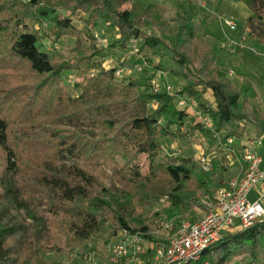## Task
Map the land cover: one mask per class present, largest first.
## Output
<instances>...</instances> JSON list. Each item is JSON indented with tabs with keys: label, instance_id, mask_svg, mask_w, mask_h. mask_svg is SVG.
I'll return each instance as SVG.
<instances>
[{
	"label": "trees",
	"instance_id": "obj_1",
	"mask_svg": "<svg viewBox=\"0 0 264 264\" xmlns=\"http://www.w3.org/2000/svg\"><path fill=\"white\" fill-rule=\"evenodd\" d=\"M240 1L252 11L245 20L248 35L264 48V0ZM59 10L71 14L62 16ZM77 12L85 14L81 28L72 17ZM167 12L166 6L137 0H0V83L7 84L0 97V148L10 183L6 195L13 192L8 198L11 204L31 210L35 217L31 206L41 204L53 218L63 214L58 223L66 228L61 240L67 237L68 248L98 234L107 216L116 222L109 225L111 235L127 228L155 242L161 219L183 216L196 205L205 208L199 194H213L231 166L225 156H218L212 160V172H206L196 152L181 148L180 154H164L162 145L168 138L186 139L195 146L196 132L202 136L199 142L217 148L210 131L178 104L181 96L194 98L216 131L242 139L251 124L264 136V111L247 108L257 97L253 82L242 76L241 84L235 85L229 69L218 64L219 51L206 29L199 32L178 12L182 18L174 33L166 26ZM102 23L118 30L111 49L125 51L132 37H142L137 57L142 55L149 66L124 78L116 75V65L103 68L98 56L104 52L92 33ZM147 27L157 32L143 34ZM64 36L76 38L77 54L72 58L60 51L58 40ZM54 43L58 47L49 50ZM145 48L160 59L170 53L174 64L154 65L143 55ZM25 71L38 81L31 84ZM68 71L76 78L75 95L65 92L63 78ZM159 72L179 79L175 94L155 91L153 80ZM140 155L149 160L147 173L142 171ZM19 177L27 186L38 180L45 188L20 186ZM6 195L0 193V201ZM163 197L161 212L167 217L159 211L150 217L146 204ZM2 218L0 209V264H45L40 258L29 260L24 252L30 248L9 244L17 228L3 224ZM51 248L65 249L58 242ZM238 257V264H264V219L226 231L192 264H223Z\"/></svg>",
	"mask_w": 264,
	"mask_h": 264
},
{
	"label": "rangeland",
	"instance_id": "obj_2",
	"mask_svg": "<svg viewBox=\"0 0 264 264\" xmlns=\"http://www.w3.org/2000/svg\"><path fill=\"white\" fill-rule=\"evenodd\" d=\"M175 1V5L181 11V14L186 15L189 20L196 26L199 32H202L206 27L209 29L212 38L210 40V37H208V39L211 41L212 45L219 51L218 64L226 69H229V71L232 72L231 75L229 73V76L231 77L234 84L239 86L242 82V76L250 79L253 82L257 91V97L251 99L247 103V108L257 106L264 111V48L254 44V40L248 35V32H245V14H241L240 12L234 14L228 7L231 3L229 0H216L215 2L210 1V4L208 5V8H211L210 13H207L205 8L201 9L202 7H200L199 3H196L194 0ZM59 12L62 16L71 14L69 10H59ZM177 13L178 12H167L166 14V26L172 29L174 33L178 31L180 19L182 18L181 14ZM84 15L85 14L83 12H77L72 16L74 24L78 28H81L83 25L82 16ZM200 15H202L204 19H202ZM231 15H233L234 17ZM219 17H221L222 19L229 17L234 18L237 22L236 30L229 31L225 27L227 29V34H225L226 31L224 32L221 28L222 26H220L221 21ZM104 26L100 25L99 27L94 29V32H92L95 37L96 44L101 47L104 52H102L103 54H100L98 56V60L100 58V60L103 62L101 64L103 68H110V64L130 68L134 63H137L139 60H141L140 57L126 58L124 54L125 51H117V49H111L110 45L111 43L115 42L116 33H118V31L115 30L116 28H112L108 31L107 25L104 24ZM102 27H104V30L102 29ZM142 32L145 35H153L155 32H157V29L147 27L144 28ZM233 32L235 33L234 36L231 34ZM96 33L99 34V37L96 36ZM142 41L143 39L141 40V42ZM58 42L61 48L60 51L63 55L67 56L68 58L76 56V38L74 36H64L63 38L58 40ZM89 44L90 43L87 41L86 45L88 46ZM112 52L113 54H111ZM143 55L147 59H151L150 61L154 63V65L158 62L167 63L169 65L174 64L173 60L171 59L170 53H167L163 59H160L154 57L150 50L148 48H145ZM20 68L25 69L24 67ZM25 73L28 74V77H26L25 79H27L31 84L38 81L36 78H31L32 75L31 73H29V71H25ZM72 73L73 72L71 71L66 72L63 79L65 92L75 95L79 92V89L74 87V81L76 78ZM156 77V79H158V82H160L162 85H164L167 81L177 86L179 84V79L168 72H159ZM6 85L7 84L0 83V97L2 96V89L5 88ZM207 96L208 98H212L210 91L207 93ZM14 117V113L10 112V120H12ZM247 129L249 136L247 135L246 137H263L257 127L248 124ZM197 143V146H194L186 139H182V141H175L171 138H168L164 144H166V146L172 145L174 147H180L184 152H187L189 154H194L196 151L198 153H201L202 151H204V148H207V153H211L208 144L204 145V143L199 141H197ZM172 146L170 147V149H172ZM163 152L164 154L166 153V151ZM261 153L264 154V138L262 140ZM139 157L142 171L144 173H147L149 168V160L146 155H140ZM161 157L164 161L167 159L163 157V154ZM226 161H229L228 158H226ZM4 166L5 153L0 148V193H5L6 195V189L10 186V183L8 181V173L4 172ZM102 169L107 174H112V171L109 168L103 166ZM232 169L233 171H230L226 174V179L223 181L222 185L225 184V182L230 178L232 172L234 173V167ZM19 179L20 184H22L20 186H25L28 188L33 187L32 189L38 188L41 190L45 188L43 187L41 181H32V185L27 186L26 181L22 180L20 177ZM102 180L106 185H108L107 180H105L104 177L102 178ZM263 189L264 185H261L260 190ZM12 194L13 192H8V194L0 201V209H2L3 217L2 223L9 227L15 226L17 228L14 235L9 238V244H20L30 248V251H25L24 253L27 254L29 260H32L31 262H36V260L40 258L45 264H109L108 250L110 244L116 237V235H111L109 231V225L111 223L116 224L113 218L107 216L105 224L101 227V231L98 234L93 235L87 240L70 244L71 248H68L67 237L62 238L63 242L61 240V236L66 234V228L64 225H61L60 222L58 223V221H63L62 219H64L65 217L63 214L53 218L46 210V205L41 204L37 207L31 206V209L36 214V217L32 216L31 210L29 212L25 208L20 207L15 203H13V205L11 204L8 198H10ZM206 194L208 193L202 192L201 194H199L201 204L205 205V208H203L201 205L189 207L186 209L183 216L167 217V215L161 212L163 208V206L161 205L165 202L161 201V199L165 197L160 198L157 201L155 200L153 203L146 204V208L149 209L150 217L154 216L156 211H159L161 213V217L193 220L208 210L207 204L204 203V197ZM211 194L212 193H209V195ZM256 195L257 193L253 192L251 198L253 199ZM159 203L162 204L158 208ZM50 218H53V220H51ZM225 233L226 232H224L223 234ZM154 234L158 241L148 242L146 244L148 247V252L144 257V264H159V262L154 259L155 249L158 245L166 244L168 242L169 234L160 229L158 225ZM54 242L63 243L65 249L54 250L53 248H51V245ZM215 258L216 260H219L220 255ZM239 262L240 257L227 259L223 264H238Z\"/></svg>",
	"mask_w": 264,
	"mask_h": 264
},
{
	"label": "built area",
	"instance_id": "obj_3",
	"mask_svg": "<svg viewBox=\"0 0 264 264\" xmlns=\"http://www.w3.org/2000/svg\"><path fill=\"white\" fill-rule=\"evenodd\" d=\"M198 3L201 7L206 6L203 0H198ZM219 19L229 30L234 31L237 28L234 18L219 17ZM245 30L249 31L247 27ZM96 36L99 37V34L96 33ZM141 40L142 37H132L129 40V45L124 52L126 58H137ZM55 47H58L57 43L48 45L49 50ZM138 57L141 58V62L134 63L130 68L116 65V75L120 78L128 77L149 66L148 61L142 55ZM111 66L115 64H110L109 67ZM229 73L232 74L231 71ZM156 78L153 80L155 91L175 94L180 89V85L177 86L169 81L162 85ZM178 104L188 109L197 123L210 131L212 137L216 139L217 148L210 149L211 153L206 152L207 148H204L201 153L196 151V157L202 169L212 172V160L218 156H225L229 160L227 163L231 166V171L234 167V173L232 172L225 184L212 195H205L204 203L207 204L208 210L196 219L163 218L159 221L158 227L169 234L168 242L158 245L155 249L154 259L159 264H192L200 258L205 249L220 240L224 232L238 231L252 225L255 221L264 219V189L260 190L261 185H264V154L261 153L264 136L242 139L227 136L226 130L216 131L214 129L212 118L204 112L194 98L181 96ZM194 137L199 139L198 141L202 138L199 132H196ZM197 144L196 141L195 146ZM204 145H207L206 141ZM171 146L163 144L162 150L173 155L182 152L180 147L172 146L170 149ZM253 192L257 195L252 199ZM161 204L159 203L158 208ZM147 243L140 232L122 228L110 244L108 263L144 264V257L148 252ZM205 264L208 263L205 262Z\"/></svg>",
	"mask_w": 264,
	"mask_h": 264
},
{
	"label": "crops",
	"instance_id": "obj_4",
	"mask_svg": "<svg viewBox=\"0 0 264 264\" xmlns=\"http://www.w3.org/2000/svg\"><path fill=\"white\" fill-rule=\"evenodd\" d=\"M137 1H144V2H149V3H153V4H159V5H163V6H166L167 9H168V12H180L181 11L178 9V7L175 5V0H137ZM196 3H198V0H194ZM207 5L205 7H202L201 9H206V12L207 13H210L211 12V8H208V5L210 4V1L212 2H215L216 0H203ZM231 3L229 4V8L231 9V11L235 14V13H238L240 12L241 14H245V18H248L252 11L251 9L247 6V4L243 1H240V0H229ZM201 7V6H200ZM205 12V11H204ZM206 13V14H207ZM202 17V15H200ZM233 16V15H231ZM234 17V16H233ZM191 18V17H190ZM195 19V18H194ZM202 19H204L202 17ZM246 20V19H245ZM220 22V21H219ZM107 25V30L109 31L110 29L114 28L112 26H109L108 23H102L101 25L104 26ZM220 26H222V30L225 32L227 29L225 28V26H223L222 23H220ZM105 27V26H104ZM104 27H102V29L104 30ZM225 28V29H224ZM245 28H246V25H245ZM206 31L209 33V37H210V40L212 38V35H211V32L209 31V29L206 27L205 28ZM116 31H118L117 29H115ZM229 30V29H228ZM236 30V29H235ZM231 31V30H229ZM105 32V31H104ZM246 32V30H245ZM106 33V32H105ZM225 34H227V31L225 32ZM233 36L235 35V33H231ZM115 41L118 40L119 38V33H116V37H115ZM103 39V38H102ZM233 40V39H232ZM237 41V40H236ZM118 51V49H117ZM113 54V52L111 53Z\"/></svg>",
	"mask_w": 264,
	"mask_h": 264
}]
</instances>
